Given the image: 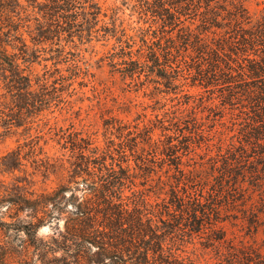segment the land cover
Instances as JSON below:
<instances>
[{"label": "trees", "instance_id": "1", "mask_svg": "<svg viewBox=\"0 0 264 264\" xmlns=\"http://www.w3.org/2000/svg\"><path fill=\"white\" fill-rule=\"evenodd\" d=\"M24 1L0 0L2 137L49 103L33 87L29 64L38 51L34 46L84 25L91 31L101 11L94 0ZM134 1L145 22L150 14L154 22L160 20L163 32L178 27L181 45L193 53L187 65L194 70V81L210 95L217 92L220 102L214 115L233 133L226 143L220 137L215 152L199 168H180L178 146L169 145L165 154L178 175L167 197L154 203L134 192L126 200L123 190L130 175L123 161L108 150L90 147L86 138H73L68 165L62 162L55 168L65 170V181L50 190L15 183L0 191V264H194L173 250L176 239L186 235L203 237L204 246L214 249L215 261L209 264H264V253L256 245L228 237L221 225L227 220L241 224L250 237L264 229V15L254 18L238 0H222L224 5L221 0ZM190 16L200 17L195 28L193 21L185 25ZM24 32L31 35L33 46ZM166 40L145 41L150 59H142L139 49L125 70L133 74L147 67L168 76V44L175 40ZM40 85L46 89L45 82ZM227 108L231 127L222 121ZM198 132L204 138V131ZM28 145L33 153L35 143ZM21 158L18 145L1 157L0 172L17 169ZM46 225L54 230L44 238L38 231Z\"/></svg>", "mask_w": 264, "mask_h": 264}, {"label": "rangeland", "instance_id": "2", "mask_svg": "<svg viewBox=\"0 0 264 264\" xmlns=\"http://www.w3.org/2000/svg\"><path fill=\"white\" fill-rule=\"evenodd\" d=\"M94 1L101 11L91 31L84 25L34 46L38 51L29 64L33 87L38 97L44 92L49 103L27 123L0 136V159L18 145L22 156L17 169L0 172V191L15 183L29 190H50L65 181V170L55 168L62 162L68 165L71 141L83 137L92 143L90 147L108 150L115 159L123 161L130 175L123 190L124 197L129 196L126 200L130 201L134 192L154 203L167 197L170 185L175 183L173 176L178 175L165 154L169 145L178 146L180 168H199L215 152L220 137L226 143L233 133L221 127L218 115H214L220 102L217 92L210 95L194 81V70L187 65L193 53L181 45L178 27L163 32L160 20L154 22L150 14L147 22L145 17L140 19L134 0ZM238 1L254 18L264 15V0ZM192 17L186 18L185 25L193 21L191 28H195L200 17L191 20ZM23 36L28 45H34L28 32ZM158 37L162 44L168 37L175 40V44H168L172 46L168 76L149 72L147 67L133 74L125 70L130 66V55L135 59L139 49L145 53L142 59H148L144 43ZM43 82L46 89H41ZM2 86L0 82V91L4 92ZM222 121L231 127L228 108ZM198 128L204 131V138ZM31 140L35 151L28 153ZM206 143L211 145L210 150ZM221 225L228 237L243 238L264 253L263 228L250 237L244 235L241 224L233 226L227 220ZM53 230V225H46L38 235L47 238ZM203 242V237L186 235L178 237L172 247L184 261L212 263L214 249L205 247Z\"/></svg>", "mask_w": 264, "mask_h": 264}]
</instances>
